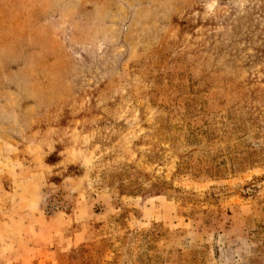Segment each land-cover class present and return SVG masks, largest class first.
Masks as SVG:
<instances>
[{
  "label": "rangeland",
  "instance_id": "374dc122",
  "mask_svg": "<svg viewBox=\"0 0 264 264\" xmlns=\"http://www.w3.org/2000/svg\"><path fill=\"white\" fill-rule=\"evenodd\" d=\"M0 264H264V0H0Z\"/></svg>",
  "mask_w": 264,
  "mask_h": 264
}]
</instances>
